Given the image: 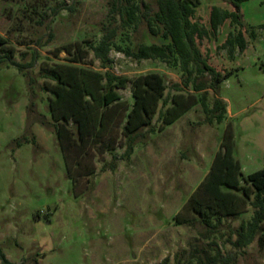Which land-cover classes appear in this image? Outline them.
Listing matches in <instances>:
<instances>
[{
  "label": "rangeland",
  "instance_id": "obj_1",
  "mask_svg": "<svg viewBox=\"0 0 264 264\" xmlns=\"http://www.w3.org/2000/svg\"><path fill=\"white\" fill-rule=\"evenodd\" d=\"M141 1L151 14L158 9L157 0H0V33L8 39L0 51L12 49V59L18 62L38 52L33 66L26 68L35 78L32 83L17 65L0 62V252L14 264H160L165 257L169 264L185 263L194 260L197 248L215 246L210 242L230 245L236 237L233 229L253 212L247 199L240 213L223 216L214 230L207 229L197 213L187 221L176 219L224 148L221 140L229 123L234 155L241 163V185L254 196L246 175L264 167V0L240 4L247 40L243 50L222 46L239 28L229 19L215 34L197 41L210 63L231 70L219 84L226 103L221 121L209 122L195 102L164 123L159 112L173 105L172 96L185 99L193 92L190 86L173 88L181 81L178 68L159 58L135 59L111 49V69L117 74L161 73L168 101L158 104L151 122L154 130L149 125L139 129L128 158L119 157L127 142L120 124L103 136L104 144L94 138L84 148H70L67 159L73 175L68 173L49 108L52 92L45 88L54 80L42 72L53 63L70 62L71 55L62 48L67 42L96 43L105 26L120 18L121 9L126 16L124 9L131 3L139 5V18L122 25L116 39L132 46L159 41L149 31ZM57 2L71 6L52 15L51 6ZM212 4L231 8L223 0H200L193 20L208 27ZM40 36L43 44L36 43ZM83 60L80 64L104 70L92 51ZM117 90L125 102H132L130 81ZM213 95L209 88V104ZM68 126L75 130L74 123ZM261 234L264 222L254 239L237 249L238 264H264Z\"/></svg>",
  "mask_w": 264,
  "mask_h": 264
},
{
  "label": "trees",
  "instance_id": "obj_2",
  "mask_svg": "<svg viewBox=\"0 0 264 264\" xmlns=\"http://www.w3.org/2000/svg\"><path fill=\"white\" fill-rule=\"evenodd\" d=\"M223 1L228 2L231 8L218 4L210 5L208 27L200 25L192 18L200 0H157L158 9L153 14L150 13V7L141 1L145 7L141 13L147 21L149 31L158 36L159 41L140 42L136 46L124 44L116 39L122 25L139 18L136 14L139 5L131 3L124 9L126 16L121 9L120 18H114L110 25L105 26V31L96 43L83 40L85 46L81 45L80 41L62 45L71 55L70 62L53 63L42 73L54 80L52 87L45 84V88L52 92L49 98L50 113L55 120V131L70 175H73L71 162L67 159L70 148H84L85 144L94 138L104 144L103 136L109 134L114 126L121 124L127 142L119 157L128 158L139 129L149 125V129L154 130L151 122L158 104L160 101H168L165 95L167 85L161 73L148 71L132 77L117 74L111 69V49L135 59L159 58L171 67L178 68L181 81H175L173 88L181 91L190 86L193 92L185 99L172 96L173 105L159 112L164 123L174 121L195 102L202 105L209 122L221 121L224 118L226 103L219 95V84L231 70H223L210 63L206 56L201 54L197 42L203 35L215 34L218 27L229 19L230 23L238 24L239 28L233 36L225 38L222 46L228 44L232 48L237 45L240 50L246 47L247 40L240 12V4L244 0ZM70 6L71 4L66 2H57L51 6V14L56 15L61 9ZM250 34L254 37L255 30H251ZM50 35L51 30L48 31V36ZM41 39L40 36L36 43L43 44ZM7 41V37L0 33V45L6 44ZM88 51H92L93 56L99 59L104 70L80 64ZM37 57L38 52L33 50L29 61L18 62L12 59V49L0 51V62L8 61L17 65L27 75L30 83L34 82L35 78L26 68L32 67ZM127 81L131 82V103L125 102L117 90V87L126 86ZM209 88L214 94L211 104L207 101ZM42 122L45 123V120ZM69 123L75 124V130L68 126ZM221 143L224 148L216 153L206 176L193 190L181 211L177 213L176 219L180 222L187 221L193 219L194 213H197L201 221L208 226L207 229L214 230L223 216L240 213L247 199L254 207L253 212L247 220H242L233 229L236 237L230 240V245L224 243L219 246L216 242H210L215 246L197 248L192 256L194 260L189 259L178 264H238L237 249L240 250L249 244L262 229L264 167L246 175V180L251 183L254 191L253 198H250L248 189L241 185V163L234 155L235 139L231 123L227 124ZM87 171L91 172L93 168L90 167ZM232 189H242L243 193L238 195ZM183 211L186 215H181ZM259 241L263 244L264 234L259 236ZM0 257L1 264H14L3 252H0ZM160 264H169L167 258Z\"/></svg>",
  "mask_w": 264,
  "mask_h": 264
}]
</instances>
